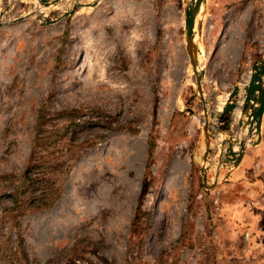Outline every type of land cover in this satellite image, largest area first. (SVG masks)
Returning a JSON list of instances; mask_svg holds the SVG:
<instances>
[{
	"label": "rangeland",
	"instance_id": "obj_1",
	"mask_svg": "<svg viewBox=\"0 0 264 264\" xmlns=\"http://www.w3.org/2000/svg\"><path fill=\"white\" fill-rule=\"evenodd\" d=\"M76 1L90 0H0L2 22L22 17L0 27V264H264V243L230 236L203 189L185 0L41 22ZM200 15L204 92H227L264 52V0H204ZM40 190L57 196L35 208Z\"/></svg>",
	"mask_w": 264,
	"mask_h": 264
},
{
	"label": "crops",
	"instance_id": "obj_2",
	"mask_svg": "<svg viewBox=\"0 0 264 264\" xmlns=\"http://www.w3.org/2000/svg\"><path fill=\"white\" fill-rule=\"evenodd\" d=\"M205 71L204 69V78H206ZM248 74L249 72L246 75V79L240 83L247 81ZM240 83H236L233 86ZM228 91L220 93L214 91L212 81L210 91L205 96L207 95L208 97L213 92L214 97H221L222 95H226ZM242 93L232 99L237 105L241 103ZM195 99L199 106L198 111L201 112L200 101L196 97ZM224 100L222 99L221 101ZM220 104L221 102L218 99L212 98V101L208 105L211 116L219 109ZM238 117V108L222 114L219 120L220 133L212 131L210 137L209 146L210 151H212L209 154L210 157L217 151L220 140L232 138L236 142L245 137L247 125L242 124V126H238ZM199 118L201 120L202 116L200 115ZM211 124L212 126L216 124L215 119L211 121ZM199 128L197 129L194 150L200 166L202 162V140ZM233 149L236 150V146ZM227 159L228 161L221 163L218 168L212 163L205 170L208 184H213L208 191L216 193L221 204L219 208L222 215L221 223H224L223 225L228 230V233H230V236L246 230L250 233L249 242L264 243V111L261 114L258 133L247 138L238 161L232 162L233 156H229ZM203 189L206 190L204 186ZM261 246H264V244Z\"/></svg>",
	"mask_w": 264,
	"mask_h": 264
},
{
	"label": "water",
	"instance_id": "obj_3",
	"mask_svg": "<svg viewBox=\"0 0 264 264\" xmlns=\"http://www.w3.org/2000/svg\"><path fill=\"white\" fill-rule=\"evenodd\" d=\"M40 6L46 7L51 4H55L58 0H33ZM98 0H90L87 3H73L70 8L64 11L60 16L54 19H46L45 15L39 13L40 20L43 24L54 23L61 16L70 15L73 12L74 7H94ZM204 0H185L183 6V25L182 33L185 46V53L187 56V63L190 66L193 76V94L200 101L201 104V122H200V136L202 140V152H201V165L199 167V173L201 176L202 185L209 189L212 187V183L208 184L206 179L205 170L208 169L210 164H215L218 168L221 163L228 161L229 156H233L232 162H237L240 158L243 146L251 135L257 134L259 131V124L261 114L264 111V53L253 63L250 68L248 79L244 83L243 93L241 94V103L239 105L232 101L238 95V86H233L227 93V96L223 102L219 105L212 115L215 116V125H211L212 116L209 111V104L212 101V95L205 96L203 90L204 81V68L198 61L199 50V33H200V12L203 6ZM0 11V15H2ZM22 17H16L11 20L2 22L0 21V27L4 24L18 22ZM234 108H238L239 117L237 119L238 126L246 124L245 137L234 141L232 138L220 140L217 151L210 157V137L212 131L220 133L219 120L222 114L231 112ZM186 112L192 114L193 111L189 108L185 109ZM236 146V150L233 147Z\"/></svg>",
	"mask_w": 264,
	"mask_h": 264
},
{
	"label": "trees",
	"instance_id": "obj_4",
	"mask_svg": "<svg viewBox=\"0 0 264 264\" xmlns=\"http://www.w3.org/2000/svg\"><path fill=\"white\" fill-rule=\"evenodd\" d=\"M40 165V163L37 161V158H32L30 159V162L27 164V166L25 167L24 171H23V177L25 179H27L30 183L33 182H37L40 181L37 178H41V176L43 175H38L35 176V170L38 166ZM57 196V194L55 193V191H39L38 195H35L33 197V199H35V208H44L46 206H48V204H50L55 197ZM142 213H135L132 217V221L131 223H133L136 219L139 218V216Z\"/></svg>",
	"mask_w": 264,
	"mask_h": 264
},
{
	"label": "bare ground",
	"instance_id": "obj_5",
	"mask_svg": "<svg viewBox=\"0 0 264 264\" xmlns=\"http://www.w3.org/2000/svg\"><path fill=\"white\" fill-rule=\"evenodd\" d=\"M60 2V0H58V2H56L55 4H51V5H48V6H46V7H49V6H54V5H56V4H58ZM76 2H79V1H76ZM79 3H81V2H79ZM84 3H87V2H84ZM2 15H3V13H2ZM1 19V18H0ZM1 21V20H0ZM198 61H199V55H198ZM240 85V84H239ZM236 85V86H238V95H240V93H242L243 92V86H244V84H242V85ZM240 92V93H239ZM226 96L227 95H225V96H222V97H217L218 99H225L226 98ZM219 101V100H218ZM220 102H223V101H220ZM211 121H213V120H211ZM212 125V124H211ZM213 126H214V124H213Z\"/></svg>",
	"mask_w": 264,
	"mask_h": 264
},
{
	"label": "built area",
	"instance_id": "obj_6",
	"mask_svg": "<svg viewBox=\"0 0 264 264\" xmlns=\"http://www.w3.org/2000/svg\"><path fill=\"white\" fill-rule=\"evenodd\" d=\"M213 202L216 204V208H217V203H218L217 199H214ZM243 236H244V238H246L247 237V232H244Z\"/></svg>",
	"mask_w": 264,
	"mask_h": 264
}]
</instances>
